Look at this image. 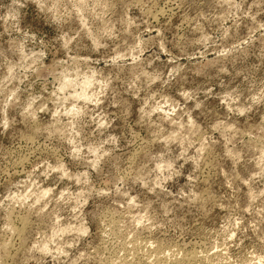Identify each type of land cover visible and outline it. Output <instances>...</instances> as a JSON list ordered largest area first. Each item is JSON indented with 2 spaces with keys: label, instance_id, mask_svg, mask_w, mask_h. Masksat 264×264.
I'll return each instance as SVG.
<instances>
[{
  "label": "clouds",
  "instance_id": "clouds-1",
  "mask_svg": "<svg viewBox=\"0 0 264 264\" xmlns=\"http://www.w3.org/2000/svg\"><path fill=\"white\" fill-rule=\"evenodd\" d=\"M0 264H264V0H0Z\"/></svg>",
  "mask_w": 264,
  "mask_h": 264
}]
</instances>
